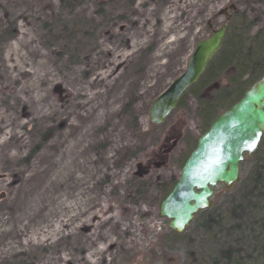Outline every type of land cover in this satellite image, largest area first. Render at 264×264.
Returning a JSON list of instances; mask_svg holds the SVG:
<instances>
[{"label": "rangeland", "instance_id": "374dc122", "mask_svg": "<svg viewBox=\"0 0 264 264\" xmlns=\"http://www.w3.org/2000/svg\"><path fill=\"white\" fill-rule=\"evenodd\" d=\"M131 1L0 0V264H182L153 185L201 123L190 94L162 124L148 109L224 0Z\"/></svg>", "mask_w": 264, "mask_h": 264}, {"label": "trees", "instance_id": "16d2710c", "mask_svg": "<svg viewBox=\"0 0 264 264\" xmlns=\"http://www.w3.org/2000/svg\"><path fill=\"white\" fill-rule=\"evenodd\" d=\"M237 28L238 21L232 19L222 47L177 102L176 108H181L185 106L184 97L192 96L194 114L201 123L200 134L264 73V30L251 34L238 32ZM219 77H224V86H220ZM198 136L183 135L184 148L175 159L179 169ZM240 169L243 177L234 189L222 192L218 204L200 211L185 232L171 230L159 241L163 248L182 243V264H264V137ZM178 175L157 178L153 186L159 201L171 190Z\"/></svg>", "mask_w": 264, "mask_h": 264}, {"label": "water", "instance_id": "95a60500", "mask_svg": "<svg viewBox=\"0 0 264 264\" xmlns=\"http://www.w3.org/2000/svg\"><path fill=\"white\" fill-rule=\"evenodd\" d=\"M225 30L226 24H223L195 44L184 71L152 101L148 114L153 124L164 123L180 96L197 82L221 48ZM262 137L264 74L197 138L194 149L180 168L178 179L159 204V215L169 219L172 231L183 233L198 212L211 206L213 187L221 185L228 191L234 186L240 179V163L252 156ZM176 143L177 139L172 140L162 153H168ZM164 163L160 161L154 166Z\"/></svg>", "mask_w": 264, "mask_h": 264}, {"label": "flooded vegetation", "instance_id": "af4514ba", "mask_svg": "<svg viewBox=\"0 0 264 264\" xmlns=\"http://www.w3.org/2000/svg\"><path fill=\"white\" fill-rule=\"evenodd\" d=\"M169 3V4H168ZM172 0H157V5L164 7H171ZM169 6H168V5ZM171 5V6H170ZM199 8L197 14H204L207 11V5ZM221 17V23L219 26H216L215 19ZM232 19L238 21V32H248L251 34H256L259 30H264V0H224L222 5L219 8V11L214 14L211 18L208 17L206 23L208 35H210L213 31L220 28L221 25L226 24V33L229 29ZM191 30V28H190ZM150 264H161V259L157 256V260L155 257H151ZM144 259V258H143ZM129 263L131 264H149L145 263V261L132 260L129 258ZM79 260L76 262H68V264H76L81 263Z\"/></svg>", "mask_w": 264, "mask_h": 264}, {"label": "snow or ice", "instance_id": "6c2138e0", "mask_svg": "<svg viewBox=\"0 0 264 264\" xmlns=\"http://www.w3.org/2000/svg\"><path fill=\"white\" fill-rule=\"evenodd\" d=\"M250 146H253V145H250ZM216 163H218V161Z\"/></svg>", "mask_w": 264, "mask_h": 264}]
</instances>
